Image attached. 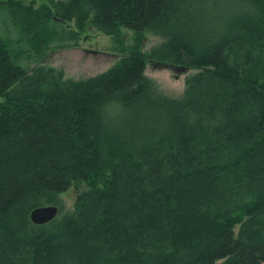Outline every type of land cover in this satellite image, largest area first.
<instances>
[{
	"label": "trees",
	"instance_id": "obj_1",
	"mask_svg": "<svg viewBox=\"0 0 264 264\" xmlns=\"http://www.w3.org/2000/svg\"><path fill=\"white\" fill-rule=\"evenodd\" d=\"M220 2L0 0V264H264V0ZM6 16L37 57L84 26L165 41L65 81L19 64ZM148 60L196 70L181 98ZM79 183L72 212L31 223Z\"/></svg>",
	"mask_w": 264,
	"mask_h": 264
},
{
	"label": "rangeland",
	"instance_id": "obj_2",
	"mask_svg": "<svg viewBox=\"0 0 264 264\" xmlns=\"http://www.w3.org/2000/svg\"><path fill=\"white\" fill-rule=\"evenodd\" d=\"M18 1L22 7L38 10L44 6L51 7V3H64L69 0H13ZM222 3H230V0H221ZM220 2V3H221ZM241 11H249V7L240 6ZM54 11V9H52ZM2 17L5 18L3 15ZM55 18V17H53ZM52 18V19H53ZM7 21V22H6ZM5 24H8V31L5 33L10 40L11 47L15 50L16 58L27 71H32L37 67L53 68L61 73L65 81H80L98 74H101L114 65L121 57L127 55L136 46L141 52H150L156 47H160L165 39L154 34L153 31H146L140 36L129 30L122 29L115 34H106L101 30L87 26L78 34L76 40L67 39V35L55 39L47 48L44 55L37 57L21 41L20 31L16 30L6 16ZM56 23L59 21L54 20ZM59 25H52L51 28L60 31H76V19L69 22H59ZM1 27V25H0ZM2 29V28H1ZM91 51V52H88ZM196 73L195 69L178 77L168 69H158L153 66V62L148 60L145 69V76L154 82L155 91L169 98H181L185 90V79ZM109 111L107 118L112 116ZM116 114L119 112H115ZM88 190L87 186L79 183L58 195L59 212L57 217L65 213L72 212L81 194ZM241 225L234 228L235 236H238Z\"/></svg>",
	"mask_w": 264,
	"mask_h": 264
},
{
	"label": "water",
	"instance_id": "obj_3",
	"mask_svg": "<svg viewBox=\"0 0 264 264\" xmlns=\"http://www.w3.org/2000/svg\"><path fill=\"white\" fill-rule=\"evenodd\" d=\"M57 20L56 18H53ZM61 21V20H60ZM153 66L158 69H168L176 77L187 73L190 69L186 66L171 65L165 62H153ZM59 209L56 205L41 206L33 209L29 214V219L33 225L42 226L53 221L58 215Z\"/></svg>",
	"mask_w": 264,
	"mask_h": 264
},
{
	"label": "flooded vegetation",
	"instance_id": "obj_4",
	"mask_svg": "<svg viewBox=\"0 0 264 264\" xmlns=\"http://www.w3.org/2000/svg\"><path fill=\"white\" fill-rule=\"evenodd\" d=\"M88 52H91V51H88ZM91 53H93V52H91Z\"/></svg>",
	"mask_w": 264,
	"mask_h": 264
},
{
	"label": "bare ground",
	"instance_id": "obj_5",
	"mask_svg": "<svg viewBox=\"0 0 264 264\" xmlns=\"http://www.w3.org/2000/svg\"><path fill=\"white\" fill-rule=\"evenodd\" d=\"M57 21V20H56Z\"/></svg>",
	"mask_w": 264,
	"mask_h": 264
}]
</instances>
